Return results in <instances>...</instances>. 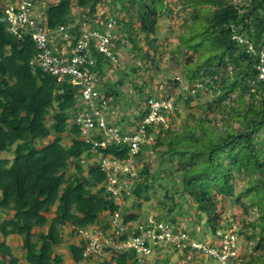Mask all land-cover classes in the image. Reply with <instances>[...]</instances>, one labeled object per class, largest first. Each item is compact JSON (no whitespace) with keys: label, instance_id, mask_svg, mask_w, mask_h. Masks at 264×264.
I'll use <instances>...</instances> for the list:
<instances>
[{"label":"trees","instance_id":"1","mask_svg":"<svg viewBox=\"0 0 264 264\" xmlns=\"http://www.w3.org/2000/svg\"><path fill=\"white\" fill-rule=\"evenodd\" d=\"M127 1L109 0L115 6L109 16L107 0H35L34 7L45 4L39 13L51 34L59 27L73 26L70 31L75 38L79 35V21L91 23L92 28L103 32L108 23L115 21L113 17L124 11L127 20L111 30L114 49L129 44L144 60L132 33ZM131 1L136 4L138 30L147 35V45L155 50L159 38L157 20L168 8L167 3ZM4 2L0 0V264H19V258L5 242L8 237L20 238L25 264H62L55 247L63 244L62 232L66 228L79 236L78 243L67 245L71 260L79 264L86 246L79 231L98 225L104 217H112L118 213L119 205L106 190L107 172L100 169L91 145L80 139L79 128L72 123L80 110V87L67 82L59 84L54 76L30 66L34 44L29 36L19 39L9 32L1 9ZM73 4L76 10H72ZM182 4L187 9L184 30L177 36L173 52L178 57L187 50L196 59L188 58L182 84L176 82V89L180 90L183 84L185 89L175 96L188 104L192 99L187 94L190 91L205 94L207 101L201 108L210 111L212 117L191 115L192 121H186L182 130L168 129L164 136L158 133L152 144L157 154L156 168L143 165L128 196L122 183L115 187L119 185L121 197L133 200L138 208L150 199V194H157L159 187L169 200L167 215L182 206L175 196L189 206L193 201L198 211L206 214V227L213 236L218 229H224L219 224L215 194L231 196L238 202L248 197V205L259 212V222L248 238L255 241V249L260 252L243 264H264V78L259 79L258 69L260 64L264 67V0H182ZM248 45L252 51L247 50ZM90 50L101 97L108 100V106L113 103L120 107L118 98L123 90L128 86L135 88L130 76L138 71V66L131 65L130 72L121 70L113 83L119 63L110 64L96 52L93 42ZM106 77L111 79L104 84ZM150 99L160 102L170 101L171 97L145 96L144 109L137 112L140 119L146 115ZM127 101L131 108L138 103L131 95ZM170 104L171 109H160L165 122L176 110L175 102ZM121 119L128 120L124 116ZM162 125L150 126L147 135ZM126 132L119 130L121 136ZM147 149L148 145H143L130 156L126 144L109 142L97 152L121 161L131 157L135 164ZM71 166L74 171L66 174ZM167 178L171 182L163 185ZM238 178L243 182L234 194V180ZM241 207L248 208L244 203ZM119 214L126 228L120 239L137 236V212L122 207ZM169 221L175 225L173 217ZM109 226L104 223L103 229L109 231ZM105 252L104 261L98 264H138L133 250L107 248Z\"/></svg>","mask_w":264,"mask_h":264},{"label":"rangeland","instance_id":"2","mask_svg":"<svg viewBox=\"0 0 264 264\" xmlns=\"http://www.w3.org/2000/svg\"><path fill=\"white\" fill-rule=\"evenodd\" d=\"M168 6V10L165 9L162 15L159 16L157 20V24L159 27V38L158 42L155 44V50L147 45V35L144 33H140L138 30L139 22L135 13L136 4L134 1L128 0L126 2L131 15V24H132V33L136 35L138 45L140 50L144 54V60L138 57V53L135 50H131V45H125V47L116 49V52L119 54L118 63H119V71L115 73V77L113 76L112 82L114 83L116 79H118V73L123 71L130 72L129 67L138 66V71L130 76L135 84L132 88L128 86V89H124V93L119 96L118 103H120V113L121 116H125V118H132L135 114V111L143 110L145 103V96H150L153 98H163V97H171L170 101L175 102L176 110L172 114H170L163 123L161 128H157L150 136L152 137L151 144L148 145V149L143 152V157L135 163L137 172L143 167V165H150L154 170L157 165V154L152 149V144L156 140L157 134L160 133L161 136H164L168 129L180 131L183 128V124L186 121H192L191 115L198 116L201 114L202 116L207 115L208 118L212 117V113L208 110H203L201 108L205 102L207 101L205 94H194L193 91H190L192 99L188 104H185L183 100L177 99L175 95L178 92H182L185 89V85L183 84L180 87V90L176 89V86L182 84L183 75L185 71V65L187 64L188 58L192 57L193 60L196 59V55L187 50L183 51V54L177 57L176 53L173 52V47L177 44V36L183 33V24L185 23L186 11L187 10L182 4V0H165ZM108 4V13L107 15H111V12L114 10V5L107 0ZM134 6V7H133ZM45 4L39 3L36 6V11L41 12ZM110 9V10H109ZM72 10H76L75 4H73ZM75 12V11H73ZM76 14V13H75ZM78 17V16H77ZM115 20L113 27L117 26L118 23L125 22L127 17L124 11H120V14L113 17ZM111 64V62H110ZM104 67V66H103ZM122 68V69H121ZM106 70V67H105ZM116 71V70H115ZM105 71V75H106ZM106 80H103L102 83H107L111 79L106 77ZM115 78V79H114ZM178 82L179 84H176ZM201 90L200 87H198ZM141 90V94L138 92ZM201 92V91H200ZM204 92V91H202ZM140 94V95H139ZM128 95H131L132 99H136L138 101L136 107L131 108L128 107ZM136 108V110H132ZM139 119L140 117L137 116ZM209 124L206 123V126ZM148 136V135H147ZM67 144V141H64V145ZM160 152L162 148H157ZM9 159L11 158L9 155H6ZM114 159V158H113ZM168 166V164H165ZM74 171L73 166H71L66 174H70ZM122 175H126L125 173H119ZM168 173L165 175L167 176ZM108 179L111 178L108 175ZM138 176V174H137ZM136 176V177H137ZM159 176V174H158ZM163 174H161V177ZM129 179L130 182H127ZM124 183L128 184L129 187L135 183V178L130 179V176H124ZM132 180V181H131ZM172 179L167 178L166 181H162L163 185H167L168 182H171ZM243 180L242 178H238L234 180V194L241 189V184ZM109 187V183L106 184ZM108 189V188H107ZM215 191V190H214ZM157 194H150V199L147 202H143L141 206L138 208L136 205L134 206V201H124L125 203L121 204V195L119 194V190L117 192L116 201L119 202L120 206H124L127 211L137 212L138 222L141 219L152 217L157 218L166 222L167 224L169 217H173L174 226L172 229L174 231H185L188 234V238L192 240L194 243H203L210 244L211 246H217L212 238V234L206 227L207 216L204 213H200L197 209V205L192 201L190 206L183 202V200H179L177 196H175V200L177 203L182 204V206L176 208L169 212L167 215L166 208L169 207V200L164 198V191L159 187L156 189ZM169 196L171 192H168ZM218 199V214H219V224L223 226L224 229H218V234H226L236 235L237 243L236 247L238 252L236 253V257L234 260H231L228 264H243L248 261L251 255H256L258 252L255 249V241L249 240L248 236L254 232L253 226L258 224V210L255 206H249L248 201L249 198L240 199V201L232 200L231 196L224 194H215ZM244 203L246 210L242 209L241 203ZM179 204V205H180ZM165 205L166 207H163ZM122 214V212H121ZM49 218L52 217V213H50ZM105 219V218H104ZM172 223V222H171ZM136 224V223H135ZM176 226V227H175ZM124 227V225H122ZM91 227L87 229L90 230ZM37 232V231H36ZM258 234V230H255ZM64 242L62 245L55 247V253L58 254L62 259V264H74L71 260V255L68 251L67 245L70 243L76 244L79 241V236L71 233L70 229L66 228L62 232ZM82 235L84 237V233L82 230ZM85 238V237H84ZM235 239V238H234ZM258 239V236H256ZM2 240V238H0ZM220 241V240H219ZM5 242L12 248V252L15 256L19 258V264H25L22 253L20 252V238L19 237H8L5 239ZM104 252V250H103ZM104 252L103 255H105ZM99 256L94 255L92 258H84L79 264H98ZM144 264H214L216 260L209 259V257L203 255L201 252L197 250L193 251H177L172 247H161V249H155L154 252L150 253L145 259Z\"/></svg>","mask_w":264,"mask_h":264},{"label":"built area","instance_id":"3","mask_svg":"<svg viewBox=\"0 0 264 264\" xmlns=\"http://www.w3.org/2000/svg\"><path fill=\"white\" fill-rule=\"evenodd\" d=\"M35 0H5L1 5L2 13L8 26L9 32L17 38L29 36L34 44L35 55L30 61L31 67H38L44 73L54 76L56 82L61 84L67 82L72 86L80 87L78 105L80 110L75 115L72 123L79 128L80 139L91 145V150L96 154L100 169L107 172L111 178L107 180L110 192L116 199L119 185H124L125 194L129 195V185L124 183L123 178H118L117 173H125L123 176L136 178L138 172L131 157L126 160H117L112 157H103L97 152L98 148H105L109 142L116 144H126L130 156L138 153L143 145L151 143L153 140L147 136V129L152 125L164 123L165 119L160 114V109H171L170 101H155L150 99L147 102L146 116L142 121L133 126L125 136L119 134V128L114 127L105 121L104 112L108 106V100L103 99L99 92V79L97 73L92 72L95 60L91 54L90 43H94V49L104 59L109 60L112 65L118 63V56L112 42L111 30L114 21L105 26L103 32L94 27L91 23L78 20L79 35L75 38L68 27H59L52 34L41 20V13L34 7ZM97 22V21H96ZM241 42V39H237ZM252 51L251 45L247 47ZM261 63L263 55H260ZM259 79L264 78V67L259 66ZM131 133V134H130ZM109 177V176H108ZM127 182L128 179H127ZM122 201V200H121ZM118 203V202H117ZM123 204V202H121ZM115 242L111 247L114 250H133L138 259V264H144L145 258L155 249L161 247H172L181 252L188 248L197 250L209 259L216 260L214 264H228L234 260L238 249L236 247V235L218 234L219 240L211 246L201 243H194L188 238L184 231H174L170 224L152 217L145 219L138 229L140 235L130 237L125 241H119L123 228L120 226L119 215L112 218ZM82 235V231L79 232ZM84 239L87 247L84 256L102 255L104 245H108V240L98 231H84ZM83 236V235H82ZM235 238V239H234Z\"/></svg>","mask_w":264,"mask_h":264},{"label":"clouds","instance_id":"4","mask_svg":"<svg viewBox=\"0 0 264 264\" xmlns=\"http://www.w3.org/2000/svg\"><path fill=\"white\" fill-rule=\"evenodd\" d=\"M73 13H75V12H73ZM146 116V115H145ZM144 116V117H145ZM144 117L142 118V119H138L137 121H136V123H135V125L137 124V123H139L140 121H142L143 119H144ZM134 125V126H135ZM112 126H114V125H112ZM114 127H116V126H114ZM120 129V128H119ZM123 178H124V176H123ZM137 178V177H136ZM135 178V179H136ZM128 181H129V179H128ZM132 181V180H131ZM136 181V180H135ZM130 182V181H129ZM133 186V185H132ZM106 190H107V188H106ZM131 192H130V190H129V194H130ZM128 196V195H127ZM114 199H115V197H114ZM125 198H122L121 197V200H122V202H123V204L125 203L124 201H128L129 199L127 198V199H125ZM130 201V200H129ZM115 202H116V204H118L119 205V202L117 203V201H116V199H115ZM122 204V203H121ZM122 204V205H123ZM124 207V206H123ZM121 208H122V206H120L119 205V210H118V213H115V214H118L119 215V219H120V226H121V228H123V230H126V228H125V226L124 227H122V224H121V217H120V214H119V212L121 211ZM114 214V215H115ZM114 215L111 217H104V218H102L101 220H100V223L98 224V225H94V226H91V228H90V230L89 229H84L83 230V232L84 231H86V232H92V231H98V232H100L107 240H108V244H109V246L108 245H104L103 246V249H102V255L101 256H99V262L101 263V262H103L104 260H103V257L106 255H103L104 254V252H105V249H107V248H109V249H111V250H114L112 247H111V245H112V243H114L116 240H115V235H114V230H113V226H112V224H111V221H112V218L114 217ZM148 218V217H147ZM147 218H144V219H141V221L140 222H138V226L137 227H139L141 224H143V222L145 221V219H147ZM155 219H157V218H155ZM159 220V219H158ZM104 223H109V231H107V230H104L103 228V226H104ZM182 229V231H183V228H181ZM80 231H82V230H80ZM79 231V232H80ZM185 232V231H184ZM226 231H224V232H221V233H225ZM113 234V235H112ZM140 235V232H139V234L137 235V236H139ZM80 236H81V238L86 242V246L84 247V250H83V253H82V256H83V259L84 258H92V256L93 255H91V256H88V257H86V256H84V252H85V249H86V247H87V241L84 239V237L80 234ZM121 237V236H120ZM134 237H136V236H134ZM130 238V237H129ZM212 238L214 239V242H217V240L219 239V235H218V231L215 233V235L213 236L212 235ZM128 239V238H127ZM126 239V240H127ZM119 241H125V240H122V239H120L119 238ZM203 244V243H202ZM209 245V244H208ZM103 250H104V252H103ZM186 251V250H185ZM187 252V251H186ZM107 264H113L112 262H107Z\"/></svg>","mask_w":264,"mask_h":264},{"label":"crops","instance_id":"5","mask_svg":"<svg viewBox=\"0 0 264 264\" xmlns=\"http://www.w3.org/2000/svg\"><path fill=\"white\" fill-rule=\"evenodd\" d=\"M99 89H100V87H99ZM112 104L113 103H111L109 106H107V109L104 112L105 121L110 125H115L117 128H120L121 130L122 129L124 131L130 130L135 125L136 121L138 120V118L136 116H138L137 112H139V111H137L136 108L132 109V110H136L135 114L132 116V118L123 121L120 117L121 116L120 110H118V109H120V107L116 108L115 105H112ZM124 118H125V116H124ZM120 121H122V122H120Z\"/></svg>","mask_w":264,"mask_h":264}]
</instances>
